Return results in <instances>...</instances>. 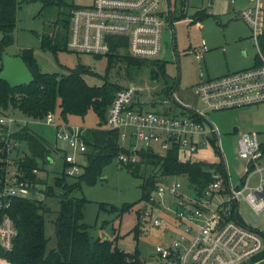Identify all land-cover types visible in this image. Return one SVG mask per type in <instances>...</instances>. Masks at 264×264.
<instances>
[{
  "label": "built area",
  "instance_id": "obj_1",
  "mask_svg": "<svg viewBox=\"0 0 264 264\" xmlns=\"http://www.w3.org/2000/svg\"><path fill=\"white\" fill-rule=\"evenodd\" d=\"M198 10L212 14L215 0H197ZM235 4L237 0H228ZM238 17L248 26L257 45L264 33V0H247ZM187 6L190 0H93L88 6H75L69 13L67 50L76 54L106 55L110 52L114 37L125 39L124 51L140 60H159L164 25H172L173 8ZM166 21V23H165ZM207 48L193 49L203 60ZM259 64L223 76L209 78L200 74L199 81L191 88V101L183 102L176 90L168 96L154 94V99L140 97L143 89L130 83L118 91L108 108L105 128L119 132V145L130 152L117 156L119 163H135L137 151L149 149L164 155L176 150L191 162L208 163L194 159V154L206 142L217 147L219 135L209 120L212 111L241 109L264 103V57ZM159 91V90H158ZM157 91V92H158ZM156 103V105H153ZM53 126L57 141L67 145L69 151L51 144L60 151L68 176L78 175L80 166L76 154H84L86 145L83 129L61 122L55 113H47L43 119ZM26 122L15 119L9 113L0 114V264H9L2 253L11 251L16 228L7 214L12 200L29 198L34 190L24 178L20 167L19 141L13 134V126ZM208 125V130L205 126ZM206 140V142H204ZM50 144V143H49ZM140 144V145H138ZM237 155L244 160L240 179L233 183L225 161H221L223 173L212 170L210 180L199 191L196 184H189L187 177L168 176L155 186L144 202L141 211L154 227L170 224L178 231L176 237L163 239L155 246L157 264H263L258 255L264 250V233L251 227L240 213L244 202L256 215L264 213V150L256 132L242 133L238 139ZM50 163L52 157H48ZM39 169L31 173L38 175ZM33 192L31 193V191ZM170 205L165 206L166 199ZM173 208V209H172ZM172 216V222L164 219Z\"/></svg>",
  "mask_w": 264,
  "mask_h": 264
},
{
  "label": "rangeland",
  "instance_id": "obj_2",
  "mask_svg": "<svg viewBox=\"0 0 264 264\" xmlns=\"http://www.w3.org/2000/svg\"><path fill=\"white\" fill-rule=\"evenodd\" d=\"M61 1L62 6L51 4L43 7L41 0H18L16 27L12 33L13 43L6 48L5 53L16 56L21 49H32L39 69L46 73L66 74V69L74 68L81 63L103 75L106 66L104 56L97 59L92 55L71 52H58L54 55L40 48L42 36H49L55 30L61 31L63 22L69 20L68 6H88L93 0ZM190 3L183 8L179 4L173 8L171 26L165 21L159 54V60L166 62V73L178 79L176 94L183 102L191 101V88L199 81L201 73L209 78H215L251 67L257 54V47L248 26L238 17L242 7L248 4L247 0H237L235 4H231L228 0H215L212 5L213 13L209 15L205 13L207 16L198 23L193 22V15L201 7L200 3L197 0H190ZM203 44L207 51L204 53V59L199 60L193 49L202 47ZM116 70L112 69L108 74L109 80H117L123 85L138 84L143 89L140 97L150 100L155 98L154 94L160 86L149 78L148 73L141 72L139 73L141 76L130 80L124 68L118 70L119 73ZM84 79L89 85L101 83V80L94 76L86 75ZM6 113L21 122H26L21 127L13 126L14 131L29 128L48 143H56L58 148L69 151L64 142L56 140L53 126L46 125L44 120L34 123L17 110H8ZM54 113L61 121L58 118V111ZM208 118L218 130L220 152L205 140V145L192 156L194 159L208 163L225 161L230 179L236 183L244 167V160L237 155L240 135L254 131L258 133L259 141L264 143V103L241 109L212 111L209 112ZM66 124L85 129L96 127L98 120L96 115L89 111L83 119L77 116L68 117ZM234 128H237L236 132L233 131ZM205 130H208V125L205 126ZM19 150L28 153L25 142L20 143ZM51 157L52 163L47 161L43 164L38 161L42 170L37 176L49 183L54 176L63 171L64 167L66 170L60 151L54 150ZM75 160L82 171L87 164L86 158L83 154H76ZM150 171L151 169L148 168V172ZM139 183L140 179L130 175L115 159L103 169L102 176L95 185L83 186L81 193L78 192L77 195H82L86 199L83 206V221L90 226L88 234L91 240L96 238L113 240L118 248L126 252L138 251L143 264H157L154 260L155 246L162 244L163 239L167 237H176L178 231L170 224L158 228L151 226L147 219L140 215L145 204L144 201L138 202ZM43 189L44 186L38 185L30 197L43 201V207L48 209L44 214L45 237L48 239L47 248L53 249L56 247L53 221L59 210V202L53 197L45 198ZM126 204H132V207L128 212L121 214L120 208ZM169 205L170 200L167 198L165 206ZM239 209L251 227L264 233V213L256 215L244 202H241ZM137 212L141 232L135 239L132 229L137 224ZM171 218L172 216L164 217L169 223L172 222Z\"/></svg>",
  "mask_w": 264,
  "mask_h": 264
},
{
  "label": "trees",
  "instance_id": "obj_3",
  "mask_svg": "<svg viewBox=\"0 0 264 264\" xmlns=\"http://www.w3.org/2000/svg\"><path fill=\"white\" fill-rule=\"evenodd\" d=\"M41 1L43 7L51 4L63 5L61 0ZM74 7L68 6L69 13ZM18 8V0H0V61L1 54L13 43L12 33L16 27ZM206 16L203 11L195 12L193 22L198 23ZM69 25V20H66L61 31L55 30L49 36H42L40 48L54 55L58 52H69L66 47ZM120 45L125 47V39L114 37L110 52L104 55L106 66L103 75L81 63L74 68L66 69V74L42 72L32 49L25 48L16 56H20L28 67L34 78L33 82L11 88L0 80V114L8 110H17L30 119H43L47 113L58 111V118L66 123L68 117L77 116L83 119L92 111L98 120L96 127L83 129L82 138L86 145V152L83 155L87 164L81 173L68 176L64 167L59 175L54 176L51 183L31 173L34 168L42 170L38 161L45 164L48 157H51L53 153L51 144L26 127L13 134L19 143L25 142L28 147V153H23L19 158L20 167L25 172L24 178L32 184L34 192L38 185L44 186L45 189L42 191L44 197L58 199L59 210L53 221L56 247L48 249L44 220V214L48 209L43 207V201L32 197L12 200L7 214L14 222L17 233L11 251L2 253L9 264H143L138 251L126 252L118 248L115 241L106 238L91 240L88 234L90 226L83 221V206L86 199L82 195H77L78 192L81 193L83 186L95 185L100 180L103 169L117 159L120 153L130 152L119 145L118 131L105 128L108 108L114 95L125 86L117 80H109L108 74L111 70L117 69L116 72L119 73L118 70L124 68L130 80L141 76L139 74L141 72L148 73L149 78L160 86L158 96H168L178 86V79L166 73V62L133 58L125 50L120 51ZM256 47L254 65L259 64L260 55L264 57V33L259 36ZM94 57L100 59L102 55ZM86 75L99 78L101 83L87 84L84 79ZM213 147L218 151L215 145ZM137 155L138 160L135 163L120 164L130 175L140 179L138 202L149 200L157 183L165 177H187L189 184H196L200 191L209 182L212 170L223 173L221 161L191 162L176 150L158 155L142 148L137 151ZM148 168L151 169L150 172ZM2 176L3 171L0 170V180ZM131 207L132 204L122 206L121 214L128 212ZM139 222L137 212V224L132 229L135 239L141 232ZM257 258H264V250Z\"/></svg>",
  "mask_w": 264,
  "mask_h": 264
},
{
  "label": "water",
  "instance_id": "obj_4",
  "mask_svg": "<svg viewBox=\"0 0 264 264\" xmlns=\"http://www.w3.org/2000/svg\"><path fill=\"white\" fill-rule=\"evenodd\" d=\"M0 64V80L6 82L11 88L29 85L33 82L34 78L20 56H9L3 52ZM236 130V128L233 129L234 132Z\"/></svg>",
  "mask_w": 264,
  "mask_h": 264
},
{
  "label": "crops",
  "instance_id": "obj_5",
  "mask_svg": "<svg viewBox=\"0 0 264 264\" xmlns=\"http://www.w3.org/2000/svg\"><path fill=\"white\" fill-rule=\"evenodd\" d=\"M248 4H249V2H248ZM198 11H200V10H197V12H198ZM203 45H204V44H203ZM204 46H205V45H204ZM206 51H207V50H206ZM204 53H205V52H204ZM204 57H205V55H203V59H204ZM254 63H255V62H254ZM253 65H254V64H253ZM253 65H252V66H253ZM252 66H251V67H252ZM247 68H250V67H247ZM243 69H246V68H243ZM240 70H241V69H240ZM230 73H231V72H230ZM227 74H228V73H227ZM224 75H225V74H224ZM208 77H209V76H208ZM189 102H190V101H189ZM261 104H262V103H261ZM236 129H237V128H236ZM236 131H237V130H236ZM253 132H254V131H253ZM244 133H245V132H244ZM256 133H257V132H256ZM257 134H258V133H257ZM260 143H261L262 146H264V143H263V142H260ZM242 169H243V168H242ZM241 175H242V170H241ZM239 179H240V178H239Z\"/></svg>",
  "mask_w": 264,
  "mask_h": 264
}]
</instances>
